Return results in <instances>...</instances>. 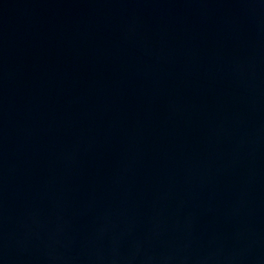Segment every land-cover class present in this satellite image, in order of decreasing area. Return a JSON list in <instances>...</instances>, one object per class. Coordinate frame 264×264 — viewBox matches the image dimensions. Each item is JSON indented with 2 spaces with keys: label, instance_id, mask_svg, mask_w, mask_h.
I'll list each match as a JSON object with an SVG mask.
<instances>
[{
  "label": "water",
  "instance_id": "water-1",
  "mask_svg": "<svg viewBox=\"0 0 264 264\" xmlns=\"http://www.w3.org/2000/svg\"><path fill=\"white\" fill-rule=\"evenodd\" d=\"M0 264H264V0H0Z\"/></svg>",
  "mask_w": 264,
  "mask_h": 264
}]
</instances>
